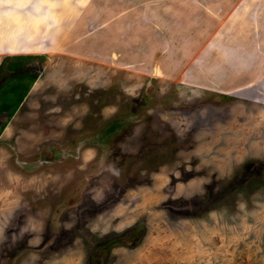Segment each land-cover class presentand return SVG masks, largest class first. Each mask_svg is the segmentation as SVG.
<instances>
[{
  "label": "rangeland",
  "instance_id": "374dc122",
  "mask_svg": "<svg viewBox=\"0 0 264 264\" xmlns=\"http://www.w3.org/2000/svg\"><path fill=\"white\" fill-rule=\"evenodd\" d=\"M239 1L0 0V264H264Z\"/></svg>",
  "mask_w": 264,
  "mask_h": 264
},
{
  "label": "crops",
  "instance_id": "0c3cea01",
  "mask_svg": "<svg viewBox=\"0 0 264 264\" xmlns=\"http://www.w3.org/2000/svg\"><path fill=\"white\" fill-rule=\"evenodd\" d=\"M236 7L237 9H248L246 11L247 14L252 19H256L262 27L264 26V0H240L236 3ZM259 35L264 40V27L262 28V32H259Z\"/></svg>",
  "mask_w": 264,
  "mask_h": 264
}]
</instances>
